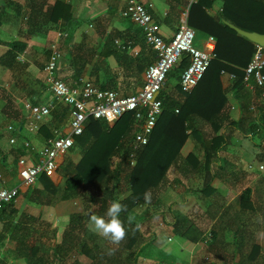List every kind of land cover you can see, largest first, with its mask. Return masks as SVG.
<instances>
[{"label": "trees", "instance_id": "obj_1", "mask_svg": "<svg viewBox=\"0 0 264 264\" xmlns=\"http://www.w3.org/2000/svg\"><path fill=\"white\" fill-rule=\"evenodd\" d=\"M222 1L221 13L214 17L206 14L200 4L201 0L190 7L188 25L196 35L198 31L213 37L215 57L198 85L188 94L181 92L178 80L189 58L182 56L172 68L159 92L162 113L146 146L133 149V137L138 131L133 114H125L112 127L105 120H89L82 135L75 138L79 152L73 158L66 157L59 170L64 179L62 185L56 186L42 174L37 178L36 185L28 189L26 200L36 206H51L58 201L72 199H79L80 204L76 213L69 215L60 242L51 243L50 251H41L37 243H30V230L26 227L12 228V236L18 245L16 256L25 259L26 264H80V257L86 258L87 264H138L137 259L145 255L152 241L144 235L142 222L146 216L138 219L133 213L138 208L155 204L161 191L166 189L165 186H172V181H180L176 177L168 179L172 172L182 171L184 178L190 174L206 173V180L198 190V196L202 200L217 196L218 191L212 181L234 173L224 167L213 168L231 140V134L224 133V130L227 126L240 129L241 125L240 121L235 125L227 121L223 112L227 91L222 89V80L227 76L221 72L234 75L232 80L227 77L232 84H241L243 69L256 48L255 44L238 35L224 22L246 32L264 34L263 0ZM68 11L67 6L55 2L48 19L50 22L58 18L69 21ZM10 46L11 50L0 57V65L8 68L15 62L16 54L25 47L20 43H12ZM69 55L76 66L73 79L77 81L81 76L77 69H82L87 58L81 57L74 50H70ZM57 109L52 114L65 123L68 108L63 107L60 111ZM39 129H43L46 140L53 137L45 126L41 125ZM14 134L12 137L17 139V133ZM189 140L199 144L203 153L202 164L196 161L192 153L184 155L183 150ZM15 152L17 155L21 153L19 150ZM133 153L134 163L131 165ZM15 160L16 157L13 164ZM221 162L225 163L223 160ZM192 163L193 171L186 169L187 164ZM124 193L126 196L119 199V195ZM146 193L149 194L147 200ZM263 194L264 179L261 178L254 186L241 190L237 210H230L228 206L223 208L222 204L217 205L216 199H211L213 206L206 212L213 225H210L204 236L199 233L203 236L199 239L205 242L208 238L205 243L207 251L223 264H264L263 247L258 239L261 231L255 229V234L252 228L260 224V221L264 222ZM114 201L126 206V211L119 218L127 229V237L118 245L105 238L98 240L97 234L88 228L92 215L108 219L106 213ZM220 206L221 211L215 210ZM174 226L175 234L185 236L187 231L180 229L176 223ZM227 233L231 235L230 243L224 238ZM199 239L194 242L197 243ZM262 258L263 262H260Z\"/></svg>", "mask_w": 264, "mask_h": 264}, {"label": "crops", "instance_id": "obj_2", "mask_svg": "<svg viewBox=\"0 0 264 264\" xmlns=\"http://www.w3.org/2000/svg\"><path fill=\"white\" fill-rule=\"evenodd\" d=\"M55 2L68 7L69 21L58 18L55 22H50L48 18ZM141 2L148 7L150 15L159 26L162 38L168 41L179 24L186 0H141ZM222 3V0L200 2L206 14L211 17L220 15ZM125 4L126 0H0V57H4L11 50L12 43L25 46L23 51L16 54L15 62L11 67L0 65V121H7V127L20 128L16 134L20 148H23L21 142L27 138L35 149L43 146L46 138L42 133L43 129H39L41 125L51 134L54 130H62L64 133L68 131V119L64 126H60L59 119L55 118L53 112L35 132L26 130L28 112L24 109V103L29 101L37 105L53 100V95L46 89L43 73L53 43H57L61 53L57 74L69 86L76 87L81 80L89 81L96 88L114 91L121 97L131 96L140 91L144 83L145 69L154 63L155 52L145 43L141 29L120 16ZM61 15L63 17V11ZM58 34L66 36L58 38ZM206 41L207 36L197 31L194 44L203 49ZM70 50L87 58V63L82 69H77L81 74L77 81L73 79L76 66L70 59ZM222 81V89L227 91V103L223 112L227 121L234 122V125L240 121L241 125L240 129L234 126L225 128L224 133H230L231 140L221 152L220 161H217L213 167L214 169L224 167L234 173L227 177L223 176L221 180L214 179L212 185L213 182L217 183L229 192L230 185L242 186L246 182L247 187L244 186L243 190L251 185L254 186L261 179L258 167L264 165V100L252 82L250 85L243 83L234 85L227 77ZM63 107L67 106L56 103L55 109L58 108L57 111H60ZM116 122L108 123V126L112 127ZM7 127L3 131L0 130V138L7 136L6 144L0 143V148H5L1 156L3 162L11 160V155L10 158L6 156L13 147L8 144V140L15 136L14 133V135L6 134ZM254 138L259 141L255 142ZM75 144L74 140L70 150L73 154L79 152ZM8 145L10 148H7ZM23 150L24 153L17 155L15 164L11 163L12 177L4 178L2 186L11 187L17 184L18 157L23 156L30 161H36L34 154L24 148ZM183 153L184 155L192 153L198 163H203L202 150L195 141L189 140ZM63 162L64 158L60 159L57 172L53 177H48L56 186L64 182L59 171ZM186 169L192 170L193 163L187 164ZM206 177V173L199 172L186 175L185 181L194 186L199 182L203 185ZM60 180H63L62 183H59ZM172 184L175 187L178 183L172 181ZM35 185L36 183L32 187ZM28 189L22 188L16 201L4 206L5 210L0 212L1 264H26L25 259L16 256L18 245L12 236L14 232L12 228L26 227L30 230V235L32 234L29 241L37 240L39 233L36 234L38 231L35 222L39 219L47 221L61 204L59 202L51 206H39V214L33 217L34 215L29 212L33 204L27 202L25 197ZM182 192L187 193L188 190L183 189ZM220 192L218 191V194ZM76 200L80 204V200Z\"/></svg>", "mask_w": 264, "mask_h": 264}, {"label": "built area", "instance_id": "obj_3", "mask_svg": "<svg viewBox=\"0 0 264 264\" xmlns=\"http://www.w3.org/2000/svg\"><path fill=\"white\" fill-rule=\"evenodd\" d=\"M199 0H186L185 9L181 13L179 24L173 36L165 41L159 33V26L150 15L148 7L141 0H126L125 7L120 11L123 19L137 25L143 34L145 43L155 52L154 63L147 66L144 72V83L140 91L134 95L121 97L111 90L96 88L89 81H78L76 87L69 86L57 74L61 53L57 43L50 46L49 59L43 68L46 89L53 95V100L45 104H32L27 101L24 109L28 112L26 130L34 132L56 108L62 103L69 108L68 131L54 130L53 137L45 141L39 149L29 140H23L22 146L36 156V161L26 157H18V182L11 187L2 186L4 178L0 174V212L4 206L14 203L22 188L32 187L40 175L53 177L59 168V160L64 158L74 145L76 137L82 135L89 120H105L111 124L125 114H133L138 131L133 137V149L146 146L162 113V102L158 99L164 87L167 75L177 65L182 56L189 58V63L182 71L178 87L183 93H191L207 71L214 59L215 40L207 37L205 47L194 44L195 31L188 25V12ZM65 36L58 34V38ZM255 51L247 66L243 69L242 83L259 90L264 100V46L255 45ZM227 76L234 79L233 74ZM177 113V110L175 111ZM20 128L8 126L7 133H18ZM16 138L10 137L8 144L15 145ZM131 154V165L134 161ZM260 178L264 179V165L258 167ZM209 234H207V237ZM208 238H206L207 240ZM202 242V244L206 243Z\"/></svg>", "mask_w": 264, "mask_h": 264}, {"label": "rangeland", "instance_id": "obj_4", "mask_svg": "<svg viewBox=\"0 0 264 264\" xmlns=\"http://www.w3.org/2000/svg\"><path fill=\"white\" fill-rule=\"evenodd\" d=\"M67 118H70L69 114ZM65 124L66 122L62 123L60 120L58 122V125L60 126H64ZM7 125V121H0V130L3 131ZM6 141L7 136L4 135V138H0V143L3 142V145L6 144ZM250 141L251 140H248V142ZM254 141L258 142L259 139L254 138ZM250 143L253 144L252 141ZM18 144H20V141H18L17 138L16 143L12 148H10L8 145L7 148H10V150H7L8 153H6V156L7 158H10L9 155H11V160H6L5 162H3L1 158L2 152L5 148H0V174L3 178L8 179L13 175L11 165L13 164V158L16 157L17 159V153L15 151L19 150V152L24 153L23 148H20L21 146L19 147ZM74 155L75 154L69 151L64 159L66 157L72 158ZM181 172H172L168 176L169 180H172L175 177L179 178L180 181H177V183L179 182L178 184L180 185L175 184V187L173 184L172 186H165L166 189L161 191L155 204L138 208L133 213L138 219L140 217L146 216V219H144L142 222L144 235L146 236L147 240L152 241L151 244L146 248L145 255H141L137 259L138 264H223V262L219 261L216 257L211 255L209 251H207V245L204 243L202 244V241L199 239L207 233V229L210 228V225H213V221L209 219L206 210H210L213 206L211 199H216L217 205L222 204L223 208H227L228 206L230 210L231 208L237 210V199L242 188L246 186V182L242 186L239 184L230 186V188H228L230 190L229 192H226L225 187L219 186V184L213 182V185L219 186L217 187V190L219 192L221 191L220 194H217L216 197L202 200L199 198L197 193L198 190L202 188V184L199 182V184L194 186L186 183ZM62 181L63 180H60L59 183H62ZM249 187H252V185ZM183 189H187L188 192L183 193ZM181 193L184 195H181ZM125 196V193L120 194L119 199H123ZM261 199H264V194L261 195ZM59 202H61V204L57 206V209L54 210L52 217L50 216L47 221L39 219L35 222L36 229L38 231L36 234L39 233V236L37 235V240H33L30 243H37V245L40 246L41 251H50L51 243L54 242L58 244L60 242L61 234L67 225L69 215L76 213L78 209L79 201L76 199L58 201L55 204H58ZM215 210L221 211L222 207L220 206ZM29 212L34 215L33 217H36L40 212V207H35V205L30 206ZM175 223L176 226L180 227V229L187 231L185 236L175 234ZM190 223L193 225L190 226ZM88 228L91 232L97 234L94 230V227L90 224V221ZM252 228H254L253 230L258 229L259 232L261 231L258 239L263 247L262 257H264V222L260 221V224L257 226L254 225ZM199 233L203 234V236L201 237ZM255 234H257L256 230ZM96 237H98V240L103 239V237L98 234ZM224 238L226 242H231V235L229 233L225 234ZM195 239H199V241L196 243L194 242ZM79 261L80 264L88 263V260L84 257H80ZM260 262H263V258L260 259Z\"/></svg>", "mask_w": 264, "mask_h": 264}, {"label": "clouds", "instance_id": "obj_5", "mask_svg": "<svg viewBox=\"0 0 264 264\" xmlns=\"http://www.w3.org/2000/svg\"><path fill=\"white\" fill-rule=\"evenodd\" d=\"M145 199H149V194H145ZM123 211H126V206L119 201H114L107 210L106 216L108 219L92 215L90 217V224L98 235L118 245L127 237V229L119 218Z\"/></svg>", "mask_w": 264, "mask_h": 264}, {"label": "water", "instance_id": "obj_6", "mask_svg": "<svg viewBox=\"0 0 264 264\" xmlns=\"http://www.w3.org/2000/svg\"><path fill=\"white\" fill-rule=\"evenodd\" d=\"M229 28H231L232 30H234L238 35L246 38L247 40H249L251 43L255 44V45H259V46H264V34H258L255 32H246L243 31L239 28H237L236 26L228 23V22H224Z\"/></svg>", "mask_w": 264, "mask_h": 264}]
</instances>
